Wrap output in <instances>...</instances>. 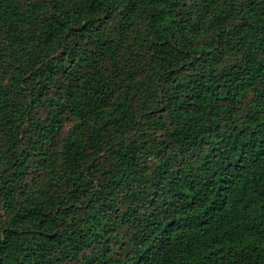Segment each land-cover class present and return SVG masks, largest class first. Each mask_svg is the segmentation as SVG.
<instances>
[{"label": "trees", "instance_id": "obj_1", "mask_svg": "<svg viewBox=\"0 0 264 264\" xmlns=\"http://www.w3.org/2000/svg\"><path fill=\"white\" fill-rule=\"evenodd\" d=\"M0 264H264V0H0Z\"/></svg>", "mask_w": 264, "mask_h": 264}]
</instances>
